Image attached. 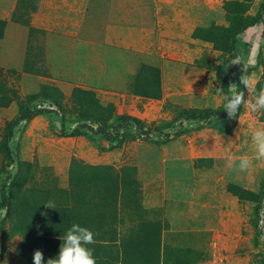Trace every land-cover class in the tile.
Listing matches in <instances>:
<instances>
[{"label": "rangeland", "instance_id": "374dc122", "mask_svg": "<svg viewBox=\"0 0 264 264\" xmlns=\"http://www.w3.org/2000/svg\"><path fill=\"white\" fill-rule=\"evenodd\" d=\"M262 4L0 0V264H33L37 249L46 264L73 224L94 233L99 264H264V198L237 193L263 186L252 135L264 109L228 119L217 94L255 103L242 74L264 89V21L228 53ZM24 105L42 111L14 128L2 172ZM193 108L224 117L186 118ZM123 114L157 129L132 122L121 147L91 131L114 133ZM245 156L252 166L235 170Z\"/></svg>", "mask_w": 264, "mask_h": 264}, {"label": "clouds", "instance_id": "9594fccd", "mask_svg": "<svg viewBox=\"0 0 264 264\" xmlns=\"http://www.w3.org/2000/svg\"><path fill=\"white\" fill-rule=\"evenodd\" d=\"M242 64L239 59L234 60L232 65ZM239 82L245 90H252L255 103L251 100H246L245 92H235L231 90L230 95L224 94L222 88L217 89V94L225 101L224 110L228 113V119L237 117L238 109L243 105L250 107L255 113L258 108L264 109V89L256 92L254 86L250 83L249 78L242 74L239 77ZM252 140L255 146V159L264 160V130L257 129L253 132ZM252 166V161L246 156L240 159L238 165L232 167L237 171H247ZM53 208L52 206H46ZM42 235L43 233H39ZM94 233L88 228L81 227L79 224H73L62 239L58 255L55 258H48L46 264H96L93 256V250L86 245L94 244ZM33 264H45V257L40 249L33 253Z\"/></svg>", "mask_w": 264, "mask_h": 264}, {"label": "trees", "instance_id": "16d2710c", "mask_svg": "<svg viewBox=\"0 0 264 264\" xmlns=\"http://www.w3.org/2000/svg\"><path fill=\"white\" fill-rule=\"evenodd\" d=\"M262 7H264V4H262ZM263 21L264 20L262 18V15L258 14L257 16H255L252 19V21L244 23L239 29L235 30V32L233 33V35L231 37L230 49L228 52L229 57L235 58L234 49H235L236 42H237L236 36L240 33V31L245 30L250 26H255V25H259V24L262 25ZM40 111H42V110L33 111L29 108V106L24 105L19 110L18 116L8 124L7 129H6V134H5V137L3 139V144H2V149H3V153H4V160H5L2 172L6 171L11 166V164L13 162V157H12V152H11V147H10V140L13 137L14 128L19 123H21L22 121L31 120L35 116L41 114ZM211 114L213 116L218 115L221 118L224 117L220 108H206V109L193 108V109H189V110L185 111V113H184L185 117L188 119H196L200 116H209ZM116 119L121 121V124H120V126L116 127V129L114 130V133L109 132L108 129L103 128V127L98 128V130H93V128H91V131L95 132L97 134L105 135L109 141L116 142V146L121 147L124 144L126 134H125V132H121L120 130L125 128V126L131 125L132 122H134L136 124V126L139 127L140 130L142 132L144 131L145 133L150 132V131L154 132L157 129V128H147V130H146V128H144L146 126L140 118H137L135 116H131L128 114L118 115L116 117ZM64 125H65V122H64ZM78 133H80V130L76 129L72 132L71 135L75 136ZM61 135L64 136V135H66V133H61ZM8 175H9V172H8ZM262 184H263V186H262V189H261L259 194H255L254 192L247 190V189H243V188H237L238 189L237 193L241 197H248L250 199L261 200L264 198V179H263ZM8 194H10V187H9ZM9 198H10V195L7 198V204L5 205V207H8ZM56 228H58V226L53 227L52 231L56 232ZM57 250H58V247L56 248L55 251H57ZM52 252H54V250ZM57 255H58V253L54 252L52 258H55ZM94 259L96 260V264H99L98 262H101L98 257H94Z\"/></svg>", "mask_w": 264, "mask_h": 264}]
</instances>
